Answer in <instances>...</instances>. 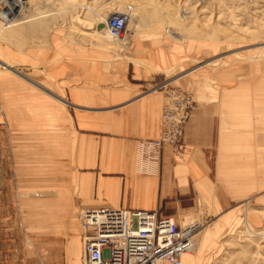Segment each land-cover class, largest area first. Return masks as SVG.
I'll list each match as a JSON object with an SVG mask.
<instances>
[{
    "label": "crops",
    "instance_id": "0c3cea01",
    "mask_svg": "<svg viewBox=\"0 0 264 264\" xmlns=\"http://www.w3.org/2000/svg\"><path fill=\"white\" fill-rule=\"evenodd\" d=\"M9 29L0 28V196L15 198L35 238L70 236L82 264L77 211H159L180 228L205 226L182 258L201 264L245 216L258 224L264 62L197 68L194 48L140 41L141 62H127L88 41H20ZM173 69L196 101L178 154L159 144L166 99L150 90Z\"/></svg>",
    "mask_w": 264,
    "mask_h": 264
},
{
    "label": "rangeland",
    "instance_id": "374dc122",
    "mask_svg": "<svg viewBox=\"0 0 264 264\" xmlns=\"http://www.w3.org/2000/svg\"><path fill=\"white\" fill-rule=\"evenodd\" d=\"M131 8L135 16L127 46L97 32L98 15L108 19ZM4 27L1 18L0 28ZM9 30L15 31L20 41L26 34L46 42L55 34L65 41H88L127 62H141L135 58L139 41L194 48L203 54L193 61L198 66L221 59L205 68L229 62H264V0H29L28 8ZM165 74L169 80L181 75L176 69ZM255 215L259 218L258 224H253L255 229L248 226L257 235L249 233L245 216V223L223 236L201 264H264V214ZM69 239L35 238L23 227L15 198L0 196V264L80 263L81 252L71 260Z\"/></svg>",
    "mask_w": 264,
    "mask_h": 264
},
{
    "label": "built area",
    "instance_id": "2783aa9c",
    "mask_svg": "<svg viewBox=\"0 0 264 264\" xmlns=\"http://www.w3.org/2000/svg\"><path fill=\"white\" fill-rule=\"evenodd\" d=\"M18 0H0L2 14L12 18L19 12ZM128 13L112 14L106 29L114 39L127 36ZM8 25L9 20H3ZM152 91L165 95L159 144L182 150L185 127L196 106L194 94L168 80ZM82 264H182L194 249L195 239L204 231L200 223L180 228L174 217L159 211L101 208L80 210Z\"/></svg>",
    "mask_w": 264,
    "mask_h": 264
},
{
    "label": "bare ground",
    "instance_id": "6f19581e",
    "mask_svg": "<svg viewBox=\"0 0 264 264\" xmlns=\"http://www.w3.org/2000/svg\"><path fill=\"white\" fill-rule=\"evenodd\" d=\"M19 1V12L17 11V13H16V15L15 16H13L12 18H10V17H8V16H5L4 14H2V20H4V22H5V20L7 21V20H9L10 21V23H8V25H6L7 27H4V28H11V26L14 24V23H16L17 21H19L20 20V18H21V16H22V13H23V10H26L27 8H28V6H29V0H18ZM131 10V11H130ZM134 9H128V11H127V13H128V16H129V19H128V23H127V36L125 37V39H123V40H119V39H114V38H112L110 35H109V33H108V31H107V29H106V22H107V20L108 19H106L105 18V16H102V15H98L99 16V21H100V23L98 24V26H97V32L99 33V34H108V36L110 37V38H112L113 40H115V41H119L120 43H122L123 44V46H127L126 44H128V41H129V38L133 35V33L131 34V25H132V23H133V20H134ZM116 13H119V12H116ZM184 13V12H183ZM115 14V13H114ZM261 48L264 50V44L261 46ZM234 55H237L238 53H233ZM224 57V56H223ZM222 57V58H223ZM224 59V58H223ZM218 60H221V59H216L215 61L214 60H210L209 62H206V63H202V64H199V66H197V68H203V67H205V66H209V65H212L213 63H215L216 61H218ZM3 69H7V67L6 66H4L3 67ZM178 79V77H175V78H173L172 79V81H174V83H176V80ZM248 231H249V233L250 234H252V235H257V234H255L252 230H251V228L248 226ZM81 232H82V227H81ZM262 237H264V235H261ZM195 249H196V239H195V243H194V249H193V251L191 252V253H193L194 251H195ZM190 254V253H189Z\"/></svg>",
    "mask_w": 264,
    "mask_h": 264
}]
</instances>
